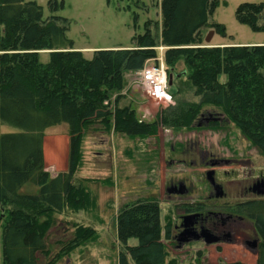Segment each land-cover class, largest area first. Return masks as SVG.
<instances>
[{
    "label": "trees",
    "instance_id": "trees-1",
    "mask_svg": "<svg viewBox=\"0 0 264 264\" xmlns=\"http://www.w3.org/2000/svg\"><path fill=\"white\" fill-rule=\"evenodd\" d=\"M218 5V0H161L166 67L173 69L185 58L199 104L173 109L170 115L159 112L154 122L143 123L132 108L110 111L103 103L121 88L123 72L141 71L153 56L156 42L149 32L134 38L137 50L97 51L86 59L66 37L68 20L55 15L44 19L36 2L0 0V127L15 130L0 132V207L12 208L2 230V264H41L39 257L46 253L43 224L48 225L39 223V217L88 205L89 195L73 184V174L80 165L83 134L92 126L151 137L159 127L189 128L200 106H214L264 155V46L180 49L198 44ZM48 6L55 13L62 3L51 0ZM235 19L253 32H264V3L240 4ZM212 29L225 36L224 26L213 24ZM39 52H47L45 63ZM62 124L70 137L68 168L51 178L45 170L44 133ZM27 184L37 187V194H21ZM242 206L261 238L256 264H264V203ZM161 232L156 202L139 201L120 210L117 238L125 250L117 264H166ZM86 234L93 236L90 229L80 228L76 238ZM165 234L168 239L169 227ZM130 239L136 244L128 246Z\"/></svg>",
    "mask_w": 264,
    "mask_h": 264
},
{
    "label": "rangeland",
    "instance_id": "rangeland-1",
    "mask_svg": "<svg viewBox=\"0 0 264 264\" xmlns=\"http://www.w3.org/2000/svg\"><path fill=\"white\" fill-rule=\"evenodd\" d=\"M27 1L42 7L44 19L55 15L68 20L66 37L72 41L73 50L86 59H91L97 51L137 50L134 38L146 32L154 37V54L143 69L160 65L166 69L168 78L171 77V85H168L171 102L154 101L149 96L148 87L142 83V69L122 73L121 88L112 91L103 103L108 110L129 107L139 121L152 123L159 112L170 115L173 109L185 111L199 104L188 82L185 58L173 69L166 67L168 48L160 43L161 0H55L62 3L55 13L48 6L51 0ZM218 1L208 25L200 31L198 44L181 47V50L247 44L264 46V32H253L235 19V10L240 4H258L264 0ZM213 24L224 26L225 36L217 34L212 29ZM208 37L210 42L206 43ZM38 55L45 63L47 52ZM224 80L222 76L220 81ZM0 132L14 133L15 130L1 126ZM69 143L66 125L45 131L43 155L45 170L51 178L67 171ZM80 152V165L73 174V184L84 188L89 203L77 211L65 209L39 217V223L48 225L45 228L43 224L46 253L39 257L41 264H117L119 254L125 250L117 238V216L120 210L139 201L158 204L166 264L233 261L256 264L261 238L253 222L243 215L242 205L251 201L264 203V196L247 190L264 175V155L220 108L200 106L189 128L159 127L151 137H130L95 125L84 132ZM210 171L214 172L215 183L223 191L222 198L215 197L206 179ZM37 192L38 188L30 184L20 191L28 195ZM11 209L0 207V264L2 230ZM216 213L230 224L235 239L212 245L203 240L177 242L184 216L198 214L210 218ZM166 227H169L168 239ZM80 228L90 229L93 236L86 234L82 240L77 239ZM245 241H256L258 246L254 249ZM135 244V239L127 243L128 246Z\"/></svg>",
    "mask_w": 264,
    "mask_h": 264
},
{
    "label": "water",
    "instance_id": "water-1",
    "mask_svg": "<svg viewBox=\"0 0 264 264\" xmlns=\"http://www.w3.org/2000/svg\"><path fill=\"white\" fill-rule=\"evenodd\" d=\"M213 35V32L210 33V36ZM206 43L210 42V38L205 39ZM168 85H171V77L168 78ZM206 179L209 184L213 187L216 198L223 197V191L219 185L215 183L214 172L210 171L206 174ZM251 192L256 196H264V182H258L254 184L251 188ZM197 215H187L182 218V228L183 231L178 235L177 242L179 244L186 243L190 240H203L206 244L212 245L219 242V239L215 237L208 230L202 229L200 232H196L193 228L194 219ZM252 248H257V242L254 241L251 245Z\"/></svg>",
    "mask_w": 264,
    "mask_h": 264
},
{
    "label": "flooded vegetation",
    "instance_id": "flooded-vegetation-1",
    "mask_svg": "<svg viewBox=\"0 0 264 264\" xmlns=\"http://www.w3.org/2000/svg\"><path fill=\"white\" fill-rule=\"evenodd\" d=\"M258 182H264V175L262 177L258 178V181H256L254 184H256ZM252 186L248 187V189H247L248 192H251ZM219 216L216 213L209 218V217H200L197 214L196 218L193 221L194 222V226H193L194 230L196 232H200V230H202V229L208 230L215 237H217L219 239L218 243H221L224 241L225 242L232 241V239H235V237H234V232H233L230 224L227 223L222 216L221 217H219ZM181 229H182L181 230V232H182L183 231L182 225H181ZM253 242L254 241H252V242L245 241L244 243L246 245H252ZM257 246H258V243H257Z\"/></svg>",
    "mask_w": 264,
    "mask_h": 264
},
{
    "label": "built area",
    "instance_id": "built-area-1",
    "mask_svg": "<svg viewBox=\"0 0 264 264\" xmlns=\"http://www.w3.org/2000/svg\"><path fill=\"white\" fill-rule=\"evenodd\" d=\"M141 79L142 83L148 87L149 96L154 101L171 102L172 97L168 92V76L162 65L143 69Z\"/></svg>",
    "mask_w": 264,
    "mask_h": 264
},
{
    "label": "crops",
    "instance_id": "crops-1",
    "mask_svg": "<svg viewBox=\"0 0 264 264\" xmlns=\"http://www.w3.org/2000/svg\"><path fill=\"white\" fill-rule=\"evenodd\" d=\"M219 45V44H218ZM246 46H249V44H247Z\"/></svg>",
    "mask_w": 264,
    "mask_h": 264
}]
</instances>
